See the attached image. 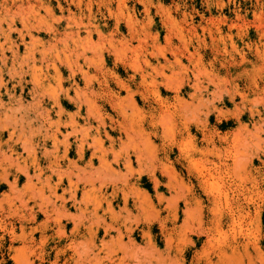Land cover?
Returning a JSON list of instances; mask_svg holds the SVG:
<instances>
[{
	"label": "rangeland",
	"instance_id": "374dc122",
	"mask_svg": "<svg viewBox=\"0 0 264 264\" xmlns=\"http://www.w3.org/2000/svg\"><path fill=\"white\" fill-rule=\"evenodd\" d=\"M0 3L13 9L10 15L16 13L19 27L21 15L36 16V30L32 31L39 39L37 46L46 52L50 49L47 55L52 59L56 60L53 45L61 52L65 40L70 46L73 43L77 52L67 53L71 63L62 53L57 61L65 80L61 88L71 89L72 83H78L83 91L86 87L85 93L81 91L82 98L88 97L93 103L83 102L84 115L87 106L101 109L105 120L101 126L102 138L107 141L108 133L117 139L116 150L121 155L119 163L112 160L113 154L109 157L115 167L114 174L96 162L98 170L90 174L95 180L102 178L100 182L96 180V191L89 192V196H84L81 190L78 193L82 207H88L89 211L97 202L103 203V209L99 210L101 218L93 213L83 216L77 208L79 205L74 207L72 202L67 214L59 215L45 197L49 192L38 189L40 184L35 199L29 202L34 209L19 207L20 202L15 200L16 208L15 201L7 200L9 186L2 187L0 264H264V0H0ZM7 16L0 7V19ZM52 28L58 31L57 36ZM12 37L21 41L18 32ZM38 53L36 48L37 56ZM92 58L96 64L90 61ZM70 69L77 71L76 81L69 79ZM89 74H92L90 79ZM56 83L52 81L45 87L46 97L52 92L62 95ZM32 86L29 84L26 90L25 106L34 104L28 93ZM74 93L70 90L72 97ZM69 99L65 98L64 106L73 112L76 104ZM93 120L96 125L97 120ZM81 124L84 125L83 120ZM74 156L73 152L71 157L76 159ZM127 156L131 170H126L123 164ZM215 163L225 166L217 170L213 168ZM69 172L73 180L84 176L79 171ZM99 175L107 176L104 180ZM109 175L118 185V198L112 209H108L102 195L111 192ZM102 181L109 186L104 192L99 187ZM24 183L25 178L20 189ZM66 183L63 187L68 189ZM124 194L129 200L127 207ZM143 199L145 205H141ZM237 200L248 204L249 211L242 216L237 214L234 223L224 218L223 225L218 227L215 219L226 216ZM258 205L262 211L257 215ZM44 209L51 212V226L42 234L44 228H36L47 218ZM23 213L29 237L20 231ZM56 216H62L67 226L65 234L58 232ZM78 219L92 231L99 229L98 234L91 237L92 231L86 229L82 234H70L73 221ZM10 226H14L17 234H10ZM112 226H115L113 230ZM106 228L111 229L108 234ZM77 252H83L78 254L81 257L78 258Z\"/></svg>",
	"mask_w": 264,
	"mask_h": 264
},
{
	"label": "bare ground",
	"instance_id": "6f19581e",
	"mask_svg": "<svg viewBox=\"0 0 264 264\" xmlns=\"http://www.w3.org/2000/svg\"><path fill=\"white\" fill-rule=\"evenodd\" d=\"M0 7H3V9L8 13L9 16L5 17L4 19H0V189L4 187L5 185H8L10 189V199H6L11 203H13L15 200L20 202L19 207H25L29 210H33L34 207H31L29 202L33 199H35L34 193L36 192L37 185L40 184L41 187L38 189H41L42 192L44 191L49 192L48 195L45 197L52 202L51 205H53V209L55 212H59V215L67 214L68 207L70 205V202L73 203L74 207L79 205L77 208L80 210V213L84 216L88 213H93V216L98 217L99 216V210L102 208L103 203H99L94 205L92 211H89L88 207H82L81 201L78 200V193L79 191H83V195H87L91 191H96V180L99 179V182L102 180V178H97L98 175H95L97 178L96 180L94 177H91V172L94 174L93 170L95 169V163L98 162L100 167L105 168V171L108 170L109 173L114 174L116 171L113 168V165L111 162H109V157L113 154L116 163H119L120 159L118 154V151L116 150V140L111 134L107 133L105 136H107V141L102 138V129L101 126L103 124L104 118L102 117V113H100L101 109L93 108V106L88 107L86 115L83 113L84 103L86 101L92 102L90 98L85 97L82 98L86 90L79 89L78 83H72L71 89H62L63 87L61 83H63L65 80L62 76V73L60 72V67L57 65V61L61 60V53L62 55H65L64 58L69 61V57L67 53L71 51L77 52L75 48L72 47V44L70 46L69 43H66V40L64 41L65 44H63L62 48L60 49L61 52H59L58 47L53 45V50L55 49L56 54V60L52 59V57L48 56L44 48H38L37 43L39 42V39L37 38V35L33 33V29H35L36 25V16H20V22L21 27L18 26V21L16 18V13H11L13 11L12 8H8L7 5H4L3 3H0ZM22 7V6H21ZM22 9V8H21ZM18 13V12H17ZM21 14V12H19ZM25 13V12H23ZM29 13V11H27ZM52 15V14H51ZM2 17V16H1ZM40 18V17H39ZM39 20V19H38ZM37 20V21H38ZM41 20V19H40ZM61 20V19H59ZM4 21V22H3ZM35 21V23H34ZM73 21V20H72ZM4 23L6 25L4 26ZM75 23V22H74ZM41 24V23H39ZM38 25V24H37ZM48 25V24H47ZM82 25V23H81ZM88 25V24H87ZM91 25V24H90ZM39 26V25H38ZM46 27V26H45ZM52 27V26H50ZM47 28V27H46ZM119 28V27H118ZM36 30V29H35ZM47 30V29H46ZM54 31V35H58V31L54 28H52ZM132 30V29H131ZM135 30V29H134ZM131 31V32H134ZM67 31V30H66ZM69 31V30H68ZM18 32L19 38L21 39L20 42H17L13 40V33ZM130 32V33H131ZM81 33V32H80ZM89 33V32H88ZM69 34V33H68ZM73 34V33H72ZM71 34V35H72ZM92 34V33H91ZM64 35V34H63ZM66 35V32H65ZM78 35V34H77ZM100 35V34H99ZM132 35V34H131ZM85 36V35H84ZM112 36V35H111ZM86 37V36H85ZM93 37V36H92ZM136 37V36H135ZM74 38V37H73ZM134 38V37H133ZM68 39V38H67ZM92 39V38H91ZM71 40V39H70ZM129 40V39H128ZM131 40V39H130ZM63 41V40H62ZM81 41V40H80ZM89 41V40H88ZM92 41V40H91ZM42 42V41H41ZM79 43V42H78ZM87 43V42H86ZM90 43H93L90 42ZM126 44V43H124ZM21 45H24L25 51L21 53ZM127 45V44H126ZM76 46V45H75ZM88 45H86L85 48H87ZM50 47V46H49ZM36 48L39 52V56L36 55ZM51 48V47H50ZM77 48V47H76ZM84 48V47H83ZM84 48V49H85ZM92 50V49H91ZM115 50V49H114ZM128 50V49H127ZM84 51V50H83ZM81 50V52H83ZM89 51V50H88ZM80 52V53H81ZM102 53V51H100ZM64 53V54H63ZM100 53V55H101ZM104 53V52H103ZM79 54V53H77ZM84 54V52H83ZM99 54V53H98ZM49 55H52L49 53ZM94 56V55H93ZM98 55H96L97 57ZM102 56V55H101ZM121 56V54H120ZM243 56V55H241ZM77 57V55H76ZM87 56H85L86 58ZM124 57V56H123ZM84 58V57H83ZM99 59V57H97ZM125 58V57H124ZM76 59V58H75ZM89 60V58L87 57ZM86 59V60H87ZM101 60L104 59L103 57L100 58ZM95 58L90 59V61H93V64L95 63ZM67 61V62H68ZM84 61V60H83ZM65 62V61H64ZM70 62V61H69ZM68 62V63H69ZM86 62V61H85ZM97 62V60H96ZM101 62V61H99ZM98 62V63H99ZM103 62V61H102ZM60 63V61H59ZM67 63V64H68ZM71 63V62H70ZM73 63V62H72ZM84 63V62H83ZM90 62H88L89 64ZM106 63V62H105ZM11 64V65H10ZM61 64V63H60ZM64 64V63H63ZM74 64V63H73ZM91 64V63H90ZM89 64V65H90ZM100 64V63H99ZM99 64L96 65L99 66ZM70 65V64H69ZM72 65V64H71ZM77 65V63L75 64ZM82 65V63H81ZM84 65V64H83ZM92 65V64H91ZM101 65V64H100ZM68 66V65H67ZM85 66V65H84ZM132 66V65H131ZM141 66V65H140ZM69 67V66H68ZM102 67V65H101ZM73 68V67H72ZM77 68V66H76ZM79 68V66H78ZM88 68V67H87ZM100 68V67H99ZM98 68V69H99ZM105 68V67H104ZM96 69V68H95ZM134 69V68H133ZM83 70V69H82ZM83 71H87L84 69ZM98 71V70H97ZM139 71V70H138ZM137 71V72H138ZM158 71V70H157ZM156 71V72H157ZM70 72L71 78L74 81H76V72L74 69ZM83 73L86 76V73ZM79 73V71H78ZM88 73V71H87ZM97 73V72H96ZM102 73V72H101ZM100 73V74H101ZM136 73V71H135ZM81 74V72H80ZM82 74V75H83ZM93 74V73H92ZM91 74V75H92ZM95 74V73H94ZM161 74V73H160ZM83 75V77H84ZM90 75V74H89ZM88 76L89 79L92 76ZM96 76V75H95ZM114 76V75H113ZM116 76V75H115ZM141 77L143 76L140 75ZM158 76V75H157ZM156 76V77H157ZM186 76V75H185ZM94 77V75H93ZM118 77V76H117ZM115 77V78H117ZM129 77V76H128ZM85 78V77H84ZM97 78V77H96ZM104 78V77H103ZM88 79V78H87ZM85 78V80H87ZM111 79V78H110ZM130 79V78H129ZM168 79V78H166ZM254 79V78H253ZM102 80V79H101ZM100 80V81H101ZM114 80V79H113ZM118 80V79H117ZM128 80V79H127ZM189 80V79H188ZM57 81L56 84H58L60 92H62V95L52 92L51 95L47 97L45 93H43L46 86H48L51 82ZM73 82V81H72ZM88 82V81H87ZM86 82V83H87ZM90 82V81H89ZM97 82V81H96ZM182 82V81H181ZM256 82V81H255ZM65 83V82H64ZM104 83V80L102 81ZM117 83V82H116ZM120 83V82H119ZM131 83V82H130ZM29 84H33L32 88H29V94L34 99V104L32 105H24V97L26 95V90L29 87ZM98 84V83H97ZM139 84V83H138ZM197 84V83H196ZM104 85V84H103ZM102 85V86H103ZM106 85V84H105ZM117 85V84H116ZM126 85V84H125ZM180 86V84H178ZM128 87V86H127ZM126 87V88H127ZM141 87V85H140ZM64 88V87H63ZM104 88V86H103ZM109 88V87H108ZM118 88V87H117ZM132 88V87H131ZM169 88V87H168ZM174 88V86H173ZM107 90V87L105 88ZM70 90H73L75 93V96L72 97L70 94ZM91 90V89H90ZM100 90V89H99ZM176 90V89H175ZM178 90V89H177ZM81 91L83 93H81ZM97 91V90H96ZM114 91V90H113ZM123 91V90H122ZM101 92V91H100ZM103 92V91H102ZM120 92V91H119ZM139 92V91H138ZM137 92V93H138ZM142 92V90H141ZM140 92V93H141ZM47 93V92H46ZM92 93H96L92 90ZM110 93V92H109ZM147 93V92H146ZM195 93V92H194ZM91 94V93H90ZM106 94V93H105ZM144 94V93H143ZM177 94V93H176ZM192 94V93H190ZM83 95V96H82ZM98 95V93L96 94ZM107 95V94H106ZM109 95V94H108ZM135 95V94H134ZM220 95V94H219ZM70 98L75 104H76V110L71 112L66 109L64 106L65 98ZM86 96V95H85ZM111 96V95H110ZM110 96L108 98H110ZM114 96V95H113ZM146 96V94H145ZM218 96V94H217ZM99 97V96H98ZM107 97V96H106ZM129 97V96H128ZM130 98V97H129ZM128 98V99H129ZM145 98V97H144ZM143 98V99H144ZM199 98V97H198ZM213 98V97H212ZM7 99V100H6ZM69 99V100H70ZM135 99V98H134ZM178 99V97H177ZM216 99V98H214ZM98 100V99H97ZM107 100V99H105ZM110 100V99H109ZM115 100V98H114ZM131 100V98H130ZM129 100V101H130ZM149 100V99H148ZM157 100V99H156ZM67 101V100H66ZM117 101V100H116ZM127 101V103L129 102ZM146 101V100H145ZM184 101V100H183ZM84 102V103H83ZM112 102V101H111ZM194 103V101H192ZM198 102V100H197ZM202 102V101H201ZM93 103V102H92ZM105 103V101H104ZM155 103V101H154ZM159 103V102H157ZM184 103V102H183ZM200 103V102H199ZM87 104V103H86ZM110 104V103H109ZM114 104V103H112ZM146 104V103H145ZM161 104V103H160ZM148 105V104H147ZM194 105V104H193ZM192 105V106H193ZM95 106L97 104L95 103ZM106 106V105H105ZM111 106V105H110ZM116 106V105H115ZM114 106V108H115ZM196 106V104H195ZM28 107V108H26ZM188 107V105H187ZM194 107V106H193ZM104 108V107H103ZM123 108V107H122ZM162 108V107H161ZM126 109V108H125ZM131 109V108H130ZM146 109V108H145ZM177 109V108H175ZM190 109V107L188 108ZM198 109V106L197 108ZM73 110V109H72ZM161 110V109H160ZM165 110V109H164ZM185 110V109H184ZM183 110V111H184ZM146 111V110H145ZM169 111V110H168ZM193 111H195L193 109ZM182 112V111H181ZM120 113V112H119ZM186 113V112H185ZM190 113V112H189ZM208 113V112H207ZM206 113V114H207ZM146 114V113H145ZM194 114V113H193ZM113 115V114H112ZM122 115V114H121ZM147 115V114H146ZM105 116V115H104ZM120 116V115H119ZM148 116V115H147ZM170 116V115H169ZM186 116V114L184 115ZM109 117V116H108ZM116 117V116H115ZM121 117V116H120ZM93 118L97 120L98 123L96 125H93ZM124 118V117H123ZM145 118V117H144ZM190 118V117H189ZM152 119V118H150ZM83 120L84 125L81 124V121ZM95 120V121H96ZM110 120V119H109ZM115 120V118H114ZM127 120V119H125ZM144 120V119H143ZM142 120V121H143ZM190 120V119H189ZM188 120V121H189ZM194 120V119H192ZM199 120V119H198ZM141 121V122H142ZM145 121V120H144ZM187 121V120H186ZM111 122V121H110ZM125 122V121H123ZM140 122V124H142ZM113 123V121H112ZM106 124V123H105ZM110 125V124H109ZM115 125V123L113 124ZM246 125V124H245ZM107 126V125H106ZM120 126V125H119ZM170 126V124H169ZM144 127V124L143 126ZM103 128V127H102ZM114 128V127H113ZM119 128V127H118ZM125 128V127H123ZM120 129V128H119ZM118 129V130H119ZM113 130V129H112ZM120 131V130H119ZM126 132V131H125ZM124 132V133H125ZM128 133V132H126ZM140 133V132H139ZM146 133V131H145ZM148 133V132H147ZM146 133V134H147ZM207 133V132H206ZM141 134V133H140ZM150 134V133H149ZM126 135V134H125ZM152 135V134H151ZM124 136V135H123ZM133 136V135H132ZM142 136V135H141ZM119 137V136H118ZM143 137V136H142ZM151 137V136H150ZM208 137V136H207ZM206 137V138H207ZM210 137V135H209ZM120 138V137H119ZM127 138V137H126ZM217 138V137H216ZM144 139V138H143ZM142 139V140H143ZM146 139V138H145ZM120 140V139H119ZM134 140V139H133ZM139 140V139H138ZM148 140V139H146ZM150 140V138H149ZM213 140V139H212ZM216 140V139H215ZM128 141V139H127ZM131 141V140H130ZM108 142L109 144H106ZM120 142V141H119ZM134 142V141H132ZM140 141H138L139 143ZM145 142V140H144ZM148 142V141H147ZM214 142V141H213ZM131 142H129L130 144ZM136 143V142H135ZM142 143V142H141ZM212 143V142H211ZM126 144V143H125ZM139 145V144H136ZM144 145V144H143ZM150 145V144H148ZM128 144H126V148H129ZM212 146H215L212 144ZM120 147V146H119ZM148 147V146H147ZM210 147V146H208ZM121 148V147H120ZM139 148V147H138ZM213 148V147H212ZM215 148V147H214ZM217 148V147H216ZM125 149V148H124ZM218 150V149H217ZM145 151V150H144ZM212 151V150H211ZM210 151V152H211ZM74 152V157L72 158V154ZM135 152V150H134ZM217 152V151H216ZM246 152V151H245ZM127 153V152H126ZM225 153V152H224ZM237 154V153H236ZM124 155V154H123ZM138 155V154H137ZM148 156V154L146 153ZM217 155V154H216ZM220 156V154H219ZM236 156V155H235ZM241 156V155H240ZM146 157V156H145ZM144 157V158H145ZM242 157V156H241ZM123 158V157H122ZM137 158V157H136ZM140 158V156L138 157ZM142 159V158H141ZM151 159V158H150ZM195 159V158H194ZM235 159H237L235 157ZM248 159V158H247ZM135 161V160H134ZM189 161V160H188ZM237 161V160H236ZM139 162V161H138ZM208 162V161H207ZM140 163V162H139ZM146 163V162H145ZM67 164V165H66ZM124 167L127 168L126 170H131L132 165L130 163V156L125 157L123 159ZM171 164V163H170ZM201 164V163H200ZM119 165V164H118ZM172 165V164H171ZM134 166V165H133ZM204 166V165H203ZM202 166V167H203ZM207 166V165H206ZM217 170L221 169L225 165L223 163H215L214 164ZM236 166V164H235ZM67 168V169H65ZM212 168V169H213ZM238 168V167H237ZM164 169V168H163ZM211 169V170H212ZM233 169V168H232ZM236 169V168H235ZM79 171L80 173H84V176L81 175V181L79 180V176L76 177L82 184L83 187L81 189V185L79 181L75 182L73 180V175H70L69 171ZM103 170V169H102ZM240 170V169H239ZM134 171V170H133ZM138 171V170H136ZM142 171V170H141ZM173 171V169H172ZM235 171V170H234ZM96 172V171H95ZM100 172V170H99ZM98 172V173H99ZM101 171L100 173H102ZM120 172V171H119ZM131 172V171H130ZM210 172V171H209ZM208 172V173H209ZM250 172V171H249ZM78 173V172H77ZM76 173V174H77ZM106 173V172H105ZM104 173V174H105ZM200 173H202L200 171ZM79 174V173H78ZM169 174V173H168ZM198 174V173H197ZM75 175V174H74ZM170 175V174H169ZM227 175V174H226ZM238 175V174H237ZM101 176V175H99ZM107 176V175H106ZM105 175H102L101 177H104V180L106 179ZM202 176V175H200ZM235 176V175H234ZM109 178L112 177V175L108 176ZM116 178L118 177L115 176ZM113 177V178H115ZM170 177V176H169ZM23 178H25V183L23 184L24 187L20 189V185L22 183ZM120 178V177H119ZM123 178V177H121ZM101 179V180H100ZM111 181V192H109V195L105 192L103 195V198L105 202H107L108 209H112L113 202L118 198V185L113 182L110 179L108 181ZM116 180V179H114ZM201 180V178H200ZM255 180V178H254ZM109 181V183H110ZM176 181V180H175ZM67 182V183H66ZM107 182V181H106ZM177 182V181H176ZM68 184V189L64 188V184ZM165 184V183H164ZM65 186V185H64ZM100 191L104 192V188H108V185H105V183L102 181L99 185ZM240 187V186H239ZM37 189V190H38ZM60 189L62 190L61 193H59ZM99 190V188H97ZM39 192V191H37ZM122 192V191H121ZM8 194V193H7ZM43 194V193H42ZM47 194V193H46ZM93 194V193H92ZM127 194V193H126ZM124 194V206L127 207L128 205V197ZM185 194V193H184ZM183 194V195H184ZM217 194V193H216ZM101 195V196H102ZM159 195V194H158ZM178 196V194H176ZM44 196V194H43ZM42 196V197H43ZM89 196V194H88ZM86 196V198H88ZM8 197V196H7ZM149 197V196H148ZM173 197V196H172ZM4 196L0 199V205L4 204L3 201ZM85 198V197H84ZM82 196L83 201L86 202V199H84ZM175 198V197H174ZM173 198V199H174ZM81 199V198H79ZM42 200V199H41ZM44 200V199H43ZM88 200V199H87ZM103 200V199H102ZM175 200V199H174ZM7 201V202H8ZM98 201V200H97ZM250 201V200H249ZM84 202V204H85ZM141 205L146 204V200L143 199L140 201ZM173 202V201H172ZM171 202V203H172ZM37 203V202H36ZM170 203V204H171ZM174 203V202H173ZM49 204V202H48ZM148 204V200H147ZM168 204V203H167ZM227 204V203H226ZM12 205V204H11ZM16 201L14 202V207L16 206ZM40 203H38V206ZM87 205V204H85ZM140 205V206H141ZM173 205V204H172ZM248 205V204H247ZM242 201H235L233 204H231L227 215L223 216L221 215L217 219H215V223L218 227H221L223 225V219L226 218L228 221H231V223H234L235 216L238 214V216L244 215V213H247L246 210L248 208L246 207ZM41 206V205H40ZM18 207V208H19ZM17 208V206H16ZM15 208V209H16ZM50 208V207H49ZM122 208V207H121ZM217 208V207H216ZM13 210V208H11ZM70 209V208H69ZM103 209V208H102ZM124 209V208H123ZM188 209V208H187ZM20 210V209H19ZM22 210V209H21ZM78 210V211H79ZM3 211V210H2ZM7 211V210H6ZM38 211V210H37ZM44 213L47 214V218H45L44 222L36 228L43 229L44 232L42 234L46 233L47 228L50 225V213L48 209L43 210ZM51 211V210H50ZM70 211V210H69ZM109 211V210H108ZM148 211V210H147ZM214 211V210H213ZM249 211V210H248ZM262 211L261 205L256 206L255 213L258 215ZM16 212V211H15ZM29 212V211H28ZM107 212V211H102ZM211 212V211H210ZM10 213V212H9ZM17 213V212H16ZM19 213V212H18ZM39 213V212H38ZM130 213V212H129ZM128 213V214H129ZM7 214V213H6ZM45 214V215H46ZM110 214V213H109ZM13 215V213H12ZM15 215V214H14ZM19 215V214H18ZM32 215V214H31ZM101 215V214H100ZM186 215V214H185ZM26 215L23 213L21 217L23 218V221L21 223L20 231L21 234H27V224H26ZM29 216V215H28ZM33 216V215H32ZM78 216V215H77ZM175 216V215H174ZM187 216V215H186ZM1 217V216H0ZM11 217V216H9ZM16 217V215H15ZM20 217V216H17ZM30 217V216H29ZM29 217L27 220H29ZM46 217V216H45ZM62 217V216H61ZM56 216L55 223L58 227V232L61 234H65V230L67 228L66 224L64 225L62 222V218ZM66 217V216H65ZM63 217V218H65ZM68 217V216H67ZM90 217V216H89ZM100 217V216H99ZM257 217V216H256ZM4 218V217H3ZM36 218V217H35ZM76 218V217H74ZM78 218V217H77ZM81 218V216H80ZM79 218V219H80ZM101 218V217H100ZM250 218V217H249ZM20 219V218H19ZM17 218V220H19ZM53 219V218H52ZM55 219V218H54ZM74 222L73 227L69 230L70 234H82L84 230H91L90 226H87L84 221ZM99 219V218H98ZM238 219V218H237ZM1 220V219H0ZM36 220V219H35ZM72 220V219H71ZM187 220V219H186ZM2 221V220H1ZM5 222V219H4ZM14 222V220H13ZM188 222V221H187ZM2 223V222H0ZM20 223V222H19ZM39 223V222H38ZM71 223V222H70ZM214 223V224H215ZM4 224V223H3ZM37 224V223H36ZM187 224V223H186ZM72 225V224H71ZM20 226V225H19ZM51 226V225H50ZM3 227V226H2ZM11 227V226H10ZM14 227V226H13ZM11 227L10 234H17L16 229ZM56 227V228H57ZM110 227V226H109ZM5 228V227H4ZM112 228H115V226H112ZM217 228V227H216ZM2 229V228H1ZM6 229V228H5ZM110 229V230H111ZM186 229V228H185ZM223 229V228H222ZM107 228L105 229V233L108 234L109 232ZM113 230V229H112ZM118 230V228H117ZM189 230V229H188ZM192 230V229H191ZM34 231V230H33ZM56 231V229H55ZM99 229H94L90 236L93 237V234H98ZM120 232V229L118 230ZM192 232V231H191ZM20 233V232H18ZM29 233V232H28ZM32 233V232H31ZM89 233V232H88ZM9 234V233H8ZM5 235V234H4ZM48 235V234H47ZM15 237L18 235H14ZM32 236V235H30ZM44 236V235H43ZM42 236V237H43ZM99 236V235H98ZM128 236V235H127ZM13 237V236H12ZM27 237L28 234H27ZM41 237V238H42ZM85 237V236H84ZM20 238V237H19ZM25 237H23L24 239ZM34 238V236L32 237ZM49 238V237H48ZM65 238V237H64ZM74 238V237H73ZM14 239V238H13ZM72 239V238H70ZM91 239V238H90ZM191 239V238H190ZM17 240V239H16ZM22 240V239H21ZM33 240V239H31ZM31 240H29L31 242ZM45 240V239H44ZM48 240V239H47ZM73 240V239H72ZM84 240V239H83ZM23 241V240H22ZM74 241V240H73ZM87 241V240H86ZM86 241H83L84 243ZM131 241V240H130ZM26 242V241H25ZM35 242V241H34ZM118 242V241H117ZM169 242V241H168ZM82 243V242H81ZM79 243V245H81ZM88 243V242H87ZM123 243V242H122ZM27 244V242H26ZM25 244V245H26ZM73 244V243H72ZM86 244V243H85ZM110 244V243H108ZM124 244V243H123ZM126 244V243H125ZM31 245V244H30ZM70 245V243L68 244ZM66 245V246H68ZM87 245V244H86ZM128 245V244H127ZM65 246V247H66ZM92 246V244H91ZM107 246V245H106ZM143 246V245H141ZM56 247V246H55ZM108 247V246H107ZM128 247V246H127ZM68 248V247H67ZM76 248V247H75ZM177 248V247H176ZM90 249V248H89ZM140 249V248H139ZM34 250V249H33ZM71 250V249H70ZM73 250V249H72ZM136 250V249H135ZM142 250V249H140ZM150 250V249H149ZM77 251V250H76ZM87 251V250H85ZM91 252V251H90ZM143 252V251H142ZM151 252V251H150ZM71 253V252H70ZM83 253V252H81ZM80 253V254H81ZM147 253V252H146ZM152 253V252H151ZM77 252V256H78ZM79 254V255H80ZM100 254V253H99ZM85 255V254H84ZM97 255V254H96ZM148 255V254H147ZM56 256V255H55ZM73 256V255H72ZM81 256H78V258ZM22 259V257H20ZM25 258V257H24ZM57 258V257H56ZM59 258V257H58ZM93 258V255H92ZM147 259V258H146ZM233 259V258H232ZM260 259V257H259ZM27 260V259H26ZM29 260V259H28ZM27 260V262H28ZM75 260V259H74ZM19 261V259H18ZM76 261V260H75ZM78 261V260H77ZM82 261V260H81ZM22 262V261H21ZM24 261L23 263H25ZM17 263V262H16ZM31 263V262H29ZM18 264V263H17Z\"/></svg>",
	"mask_w": 264,
	"mask_h": 264
}]
</instances>
